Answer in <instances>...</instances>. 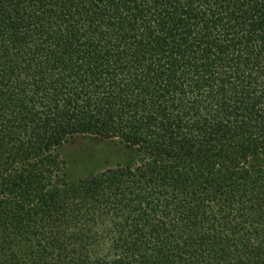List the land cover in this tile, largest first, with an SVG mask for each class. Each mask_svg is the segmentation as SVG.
<instances>
[{
  "label": "trees",
  "instance_id": "trees-1",
  "mask_svg": "<svg viewBox=\"0 0 264 264\" xmlns=\"http://www.w3.org/2000/svg\"><path fill=\"white\" fill-rule=\"evenodd\" d=\"M0 264H264V0H0Z\"/></svg>",
  "mask_w": 264,
  "mask_h": 264
},
{
  "label": "rangeland",
  "instance_id": "rangeland-1",
  "mask_svg": "<svg viewBox=\"0 0 264 264\" xmlns=\"http://www.w3.org/2000/svg\"><path fill=\"white\" fill-rule=\"evenodd\" d=\"M71 178L124 162L127 148L118 141L100 140L89 136L71 139L61 149Z\"/></svg>",
  "mask_w": 264,
  "mask_h": 264
}]
</instances>
